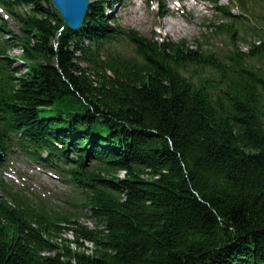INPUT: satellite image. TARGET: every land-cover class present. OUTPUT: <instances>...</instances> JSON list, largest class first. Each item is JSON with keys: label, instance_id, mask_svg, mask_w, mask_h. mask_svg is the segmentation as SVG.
Listing matches in <instances>:
<instances>
[{"label": "trees", "instance_id": "trees-1", "mask_svg": "<svg viewBox=\"0 0 264 264\" xmlns=\"http://www.w3.org/2000/svg\"><path fill=\"white\" fill-rule=\"evenodd\" d=\"M22 1L34 9L13 46L29 68L9 75L0 113L26 140L56 138L76 156L95 223L0 194V264H264V68L250 63L264 41L222 59L136 34L121 55L99 4L81 34L58 37L51 8Z\"/></svg>", "mask_w": 264, "mask_h": 264}, {"label": "rangeland", "instance_id": "rangeland-1", "mask_svg": "<svg viewBox=\"0 0 264 264\" xmlns=\"http://www.w3.org/2000/svg\"><path fill=\"white\" fill-rule=\"evenodd\" d=\"M127 4L126 7L121 10L120 7H118V10L116 12V15L120 13L119 17V24L125 26V27H132L133 29L137 30L139 33H141L144 36H147L149 38H153L155 40H162L165 38H172L176 41L186 39L190 44H194L196 39L202 40V33H207V24H210V22L214 21L218 18V16L214 15L216 14L214 11H211L209 8V5H202L204 8V11L202 13L201 18L198 22L195 21H188L181 18H178L177 16H171L165 18L162 22L157 21V17L154 16L149 8V5L147 3V0H124ZM164 1L165 5H169V0H156ZM264 15V12H263ZM158 22V23H157ZM224 22V21H221ZM259 23H262L261 20H258ZM16 30V27H15ZM212 38V36H211ZM208 38L210 47H214L217 50L227 49V43L229 40L225 37H219L218 40ZM255 39L254 37H251ZM241 48L245 51L248 49V47L241 43ZM19 50H15L12 55H18ZM45 176V175H44ZM123 176V174H121ZM54 186L59 187V192L61 194H65L69 192V189L62 185L61 183H57L54 181H51ZM56 205L62 206V204L58 201L55 203ZM83 214L90 216V214L86 211L83 212ZM81 222L84 224L93 227V219L84 218L81 219ZM63 238L72 240L73 236L71 234H68L67 232L63 235Z\"/></svg>", "mask_w": 264, "mask_h": 264}, {"label": "water", "instance_id": "water-1", "mask_svg": "<svg viewBox=\"0 0 264 264\" xmlns=\"http://www.w3.org/2000/svg\"><path fill=\"white\" fill-rule=\"evenodd\" d=\"M61 12L66 26L78 30L83 25L89 8V0H53Z\"/></svg>", "mask_w": 264, "mask_h": 264}]
</instances>
